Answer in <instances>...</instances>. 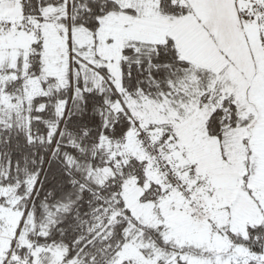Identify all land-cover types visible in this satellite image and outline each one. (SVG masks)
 Masks as SVG:
<instances>
[{
	"label": "snow or ice",
	"instance_id": "snow-or-ice-1",
	"mask_svg": "<svg viewBox=\"0 0 264 264\" xmlns=\"http://www.w3.org/2000/svg\"><path fill=\"white\" fill-rule=\"evenodd\" d=\"M0 264H264V0H0Z\"/></svg>",
	"mask_w": 264,
	"mask_h": 264
}]
</instances>
